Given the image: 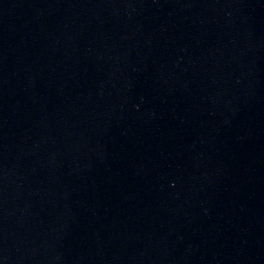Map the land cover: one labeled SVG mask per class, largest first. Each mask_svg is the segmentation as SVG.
Wrapping results in <instances>:
<instances>
[{
  "label": "water",
  "instance_id": "95a60500",
  "mask_svg": "<svg viewBox=\"0 0 264 264\" xmlns=\"http://www.w3.org/2000/svg\"><path fill=\"white\" fill-rule=\"evenodd\" d=\"M0 264H264V0H0Z\"/></svg>",
  "mask_w": 264,
  "mask_h": 264
}]
</instances>
